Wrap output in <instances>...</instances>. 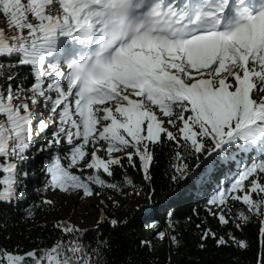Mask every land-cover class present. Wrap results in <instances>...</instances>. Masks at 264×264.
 <instances>
[{
	"label": "snow or ice",
	"instance_id": "snow-or-ice-1",
	"mask_svg": "<svg viewBox=\"0 0 264 264\" xmlns=\"http://www.w3.org/2000/svg\"><path fill=\"white\" fill-rule=\"evenodd\" d=\"M0 21V264H115L106 201L153 200L161 157L206 215L169 205L136 251L167 242L175 264L193 229L199 250L255 244L264 264V0H0ZM60 196L99 199L95 225L11 243Z\"/></svg>",
	"mask_w": 264,
	"mask_h": 264
},
{
	"label": "trees",
	"instance_id": "trees-1",
	"mask_svg": "<svg viewBox=\"0 0 264 264\" xmlns=\"http://www.w3.org/2000/svg\"><path fill=\"white\" fill-rule=\"evenodd\" d=\"M38 167V164L35 165ZM167 168L166 157H161L156 167V187L157 194L153 200H145L140 197L139 207H128L124 203L125 197H121L123 207L119 208L121 217L119 218L121 226L110 233L112 240V257L115 264H127L129 256L132 258V264H151L158 261L159 264H167V256L169 248L167 242H157L154 253L147 251H136L137 240L140 237H149L152 233L150 223L152 218H161L165 209L171 205L175 208L180 216L193 214L192 210L199 205L201 216L206 215L204 210V191H194L192 183L183 184L177 189L175 184H171L167 180L165 170ZM131 171V170H130ZM138 175V174H137ZM223 181V177H221ZM36 181L35 183H40ZM211 194V189L206 190ZM143 209V211H142ZM60 206L57 205L56 211H50L47 215L41 214L36 227L32 226L31 221H21L19 223L10 222L7 228L8 234L12 236L11 243L17 241L22 242L25 246H30L33 242H38L40 239L54 240L58 233L53 230L52 224L60 213ZM108 213L115 217L107 208ZM195 218V217H194ZM199 222V221H197ZM47 223V227L43 225ZM208 223L217 229L222 226L217 224V221L208 215ZM193 229L186 230L185 239L187 245L181 250L180 255H176V250H172V259L175 264H253V258L256 253V245L251 251H236L235 249H216L209 242L207 250H199L193 243ZM258 225L254 222L246 229L248 237L256 240ZM3 233H0L2 239Z\"/></svg>",
	"mask_w": 264,
	"mask_h": 264
},
{
	"label": "rangeland",
	"instance_id": "rangeland-1",
	"mask_svg": "<svg viewBox=\"0 0 264 264\" xmlns=\"http://www.w3.org/2000/svg\"><path fill=\"white\" fill-rule=\"evenodd\" d=\"M0 23H2V21H0ZM48 195L52 196L53 194L49 193ZM106 203L107 208L115 217H121L119 209L113 208L107 201ZM124 203L128 207H139L140 197H125ZM57 205L61 208L60 213L51 220H56L57 218H63L65 220L70 219L83 228H92L100 215L101 208L104 207L100 204L99 199L77 201L64 196L57 197Z\"/></svg>",
	"mask_w": 264,
	"mask_h": 264
}]
</instances>
